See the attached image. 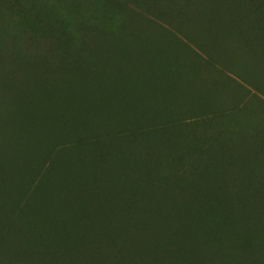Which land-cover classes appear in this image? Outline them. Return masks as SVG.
Instances as JSON below:
<instances>
[{"label": "trees", "instance_id": "obj_1", "mask_svg": "<svg viewBox=\"0 0 264 264\" xmlns=\"http://www.w3.org/2000/svg\"><path fill=\"white\" fill-rule=\"evenodd\" d=\"M40 4L57 51L12 20L2 82L87 78L35 84L0 135V264H264V0Z\"/></svg>", "mask_w": 264, "mask_h": 264}, {"label": "rangeland", "instance_id": "obj_2", "mask_svg": "<svg viewBox=\"0 0 264 264\" xmlns=\"http://www.w3.org/2000/svg\"><path fill=\"white\" fill-rule=\"evenodd\" d=\"M28 1L36 3V0H20V5L18 4L19 6H16L17 3L13 0H3L5 7L0 6V29L12 26L13 22L16 20L19 21L22 19H25V20L31 19L32 21L35 22L34 25L36 26V28L34 29V31L29 36V42H30L29 51L31 53H34L36 57H40V58L43 57L46 52H50V54H53L55 52V50L57 49L56 42L60 41L61 38L58 35L57 31L51 29V27L48 26V23H46V24L42 23V22H44V19H43L44 16L40 13L36 14L38 11H33V10L25 11L24 9H22V6L26 5V2H28ZM39 1H41V4H40L41 6L44 5L45 0H37V2H39ZM50 4L53 6V8L56 7V3L54 1L50 2ZM178 4H180V0H178ZM15 7H17V8H15ZM3 13H7L10 15V18L11 17H14V18H12L10 21L7 17L2 15ZM28 16H30V17H28ZM152 19H155V18H152ZM12 20H14V21H12ZM135 24L140 25L139 23H135ZM141 25L147 27L144 22H142ZM20 28H21V32H22L23 28L21 26H20ZM134 28L136 30H138L136 27H134ZM147 28L149 31V33H147V34L149 35L150 39L154 40V38L158 35L159 41H162V39H160L162 37V33L159 29H156L155 26L152 28V25L148 26ZM51 30L53 31V33L50 32ZM46 32H49V35H47ZM91 32H92V29L90 31H88V33H87L88 37H90ZM203 40H205V43L208 42L206 40V36H203ZM103 41H106V39L100 40L98 42V44H97L98 48H103L101 45V43ZM10 43L12 45V42H10ZM85 49L87 51H89V50H91V47L86 46ZM10 57H11L10 52L0 54V58L6 64H9ZM6 68H4L1 71L6 70ZM7 71H8V69H7ZM105 72H106L105 68H100L97 71V74H102ZM203 75H204L205 79L206 78L207 79H210V78L214 79V75H215L216 78L214 79V81H219V82L224 81L226 79V78H221L219 75L217 76L216 74H214L213 70H207L206 69L203 71ZM0 76H1V73H0ZM29 76L30 77H28V79H31V81H29L25 85L15 86V87H10V88H8V84H4L2 82L3 80H1V78H0V135H2L6 130H7V132H6L7 136H8V134H10V130H13V133L19 132L17 127H13L12 125H10V123L12 121L19 123V119L21 117V116L19 117V110H23V105H24L23 102L26 100V99L21 100L22 96L26 92H28L30 90V88H35V84L42 85L43 84L42 82H46L48 87L49 86L53 87V86H56L58 83L63 82L64 80H66L70 84L82 83L86 80L84 78V77H86V74H81V73H72L66 77H62V75L57 74L55 76L53 75L50 78L43 80V81H39V82L38 81L35 82V80L38 77L40 78V76L35 75V74H31ZM99 76H104V75H99ZM214 81L210 84V87L214 86ZM46 84H45V86H46ZM5 85H7V86H5ZM170 85H171V81H169L166 84V88L168 89L170 87ZM39 91L42 94V96H44V97H46V95L48 94V91L45 92V88H40ZM102 95H103L102 92H100V96H102ZM88 99H89V96H88ZM49 102H50V100H49ZM94 103L95 102L93 100H91L87 104L86 108L88 110H91ZM74 121L75 120H72V122H74ZM1 139H3V138H1Z\"/></svg>", "mask_w": 264, "mask_h": 264}]
</instances>
